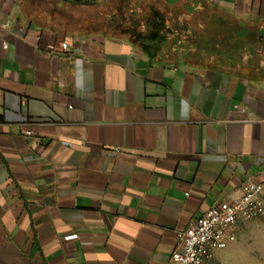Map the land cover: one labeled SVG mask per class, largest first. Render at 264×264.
<instances>
[{
	"label": "crops",
	"instance_id": "1",
	"mask_svg": "<svg viewBox=\"0 0 264 264\" xmlns=\"http://www.w3.org/2000/svg\"><path fill=\"white\" fill-rule=\"evenodd\" d=\"M70 1L0 0V264H168L264 178V0Z\"/></svg>",
	"mask_w": 264,
	"mask_h": 264
},
{
	"label": "built area",
	"instance_id": "2",
	"mask_svg": "<svg viewBox=\"0 0 264 264\" xmlns=\"http://www.w3.org/2000/svg\"><path fill=\"white\" fill-rule=\"evenodd\" d=\"M6 49V43L2 44ZM63 44L62 48L66 49ZM26 136L31 133L27 131ZM264 217V178L245 182L234 201H224L210 207L201 217L176 235V245L168 264H205L217 251L228 247L238 224Z\"/></svg>",
	"mask_w": 264,
	"mask_h": 264
},
{
	"label": "rangeland",
	"instance_id": "3",
	"mask_svg": "<svg viewBox=\"0 0 264 264\" xmlns=\"http://www.w3.org/2000/svg\"><path fill=\"white\" fill-rule=\"evenodd\" d=\"M210 264H264V217L238 224L228 247Z\"/></svg>",
	"mask_w": 264,
	"mask_h": 264
},
{
	"label": "trees",
	"instance_id": "4",
	"mask_svg": "<svg viewBox=\"0 0 264 264\" xmlns=\"http://www.w3.org/2000/svg\"><path fill=\"white\" fill-rule=\"evenodd\" d=\"M56 1H58V0H56ZM61 1H63L64 3L65 2H69L72 5H79L77 2H72L70 0H61ZM119 3H120L119 0H112L111 2H107V3H103L102 2L101 4L94 5L91 9H87L85 11L81 10V12H80L81 15L80 16H82V14H83V17L89 16L90 15V10H91L92 13L96 16V18H99V19L102 18V17L104 18L105 16L108 15V12H110V13L117 12L118 13V12H121L122 10H125L122 7H119ZM126 10L129 11L128 15H129L130 19L133 21L132 22V21L129 20V22H130L129 26L133 27L134 30H135L136 26H139V24H136V23H139V22L142 21V16L145 17L147 15H150V13H151V10H149V9H147V12H146L145 11L146 8H142V9L141 8H139V9H137V8H129V9H126ZM114 24H116V23H114ZM114 24L112 23V25H114Z\"/></svg>",
	"mask_w": 264,
	"mask_h": 264
}]
</instances>
